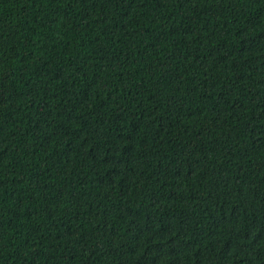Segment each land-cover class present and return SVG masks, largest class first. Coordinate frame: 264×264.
Returning a JSON list of instances; mask_svg holds the SVG:
<instances>
[{
    "label": "trees",
    "instance_id": "16d2710c",
    "mask_svg": "<svg viewBox=\"0 0 264 264\" xmlns=\"http://www.w3.org/2000/svg\"><path fill=\"white\" fill-rule=\"evenodd\" d=\"M0 264H264V0H0Z\"/></svg>",
    "mask_w": 264,
    "mask_h": 264
}]
</instances>
